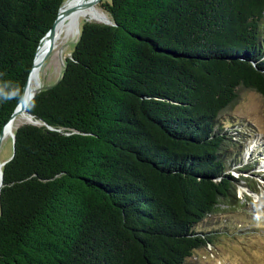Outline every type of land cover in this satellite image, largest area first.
Wrapping results in <instances>:
<instances>
[{
	"label": "trees",
	"instance_id": "trees-1",
	"mask_svg": "<svg viewBox=\"0 0 264 264\" xmlns=\"http://www.w3.org/2000/svg\"><path fill=\"white\" fill-rule=\"evenodd\" d=\"M64 2L0 0V131ZM103 9L111 23L79 25L61 76L29 100L37 123L13 130L0 264H185L214 243L201 223L240 184L256 193L220 117L240 87L264 97V0Z\"/></svg>",
	"mask_w": 264,
	"mask_h": 264
},
{
	"label": "rangeland",
	"instance_id": "rangeland-1",
	"mask_svg": "<svg viewBox=\"0 0 264 264\" xmlns=\"http://www.w3.org/2000/svg\"><path fill=\"white\" fill-rule=\"evenodd\" d=\"M107 1L97 2L103 9ZM85 21L91 20H81L80 27ZM79 33L68 42L57 67L50 64L43 68L40 89L52 85L61 76L65 58L70 56ZM220 121L232 137L242 138L238 150L240 161L247 162L246 168L250 171H234L233 174L247 177V183L256 193L240 184L238 202L233 206L222 204L214 216L201 223L203 229H218L214 243L196 249L185 264H264V97L253 89L240 87L237 100L222 113ZM25 123L29 121L16 127ZM233 129L240 134H235ZM12 148V138L8 135L0 144V162L10 158Z\"/></svg>",
	"mask_w": 264,
	"mask_h": 264
},
{
	"label": "bare ground",
	"instance_id": "bare-ground-1",
	"mask_svg": "<svg viewBox=\"0 0 264 264\" xmlns=\"http://www.w3.org/2000/svg\"><path fill=\"white\" fill-rule=\"evenodd\" d=\"M64 9H69L70 12L68 14L62 13L58 17L53 27L52 38L45 36L38 46L35 66L30 74L29 84L25 89L24 102L28 100L35 90L41 88L40 74L43 68L50 64L57 67L59 58L62 57L65 48L68 46V42L76 39L78 36L81 20L103 21L107 18L98 2H94V0H65L62 6V10ZM49 42H52V47L46 60L42 61ZM31 119L33 118L23 109L13 120L5 125L3 138L10 135L18 124L30 121Z\"/></svg>",
	"mask_w": 264,
	"mask_h": 264
},
{
	"label": "water",
	"instance_id": "water-1",
	"mask_svg": "<svg viewBox=\"0 0 264 264\" xmlns=\"http://www.w3.org/2000/svg\"><path fill=\"white\" fill-rule=\"evenodd\" d=\"M95 1L97 2L98 0H94V2H95ZM91 3H92V2H91ZM91 3H90V4H91ZM63 4H64V3H63ZM63 4H62V5L60 6V8H59V11H58L57 17L55 18V20H54V22H53V25H52V26L50 27V29L46 32V34L41 38V40H42L45 36H49V38H52L53 27H54V25H55V23H56L58 17H59L62 13H63V14H64V13H65V14H68V13L70 12L69 9H64V10H62V6H63ZM100 22H103V23H111V20L107 17L105 20L100 21ZM41 40L39 41V44H40ZM39 44H38V46H39ZM51 47H52V42H49L48 46L46 47V50H45L44 56H43V58H42V61H45V60H46V58H47V56H48V54H49V52H50ZM37 50H38V47H37ZM37 50H36V53H35V56H34V60H33L32 68H31V70H30V72H29V75H28V77H27V80H26V82H25V85H24V88H23V92H22V95H21V97H20V99H19V102L17 103L16 107L14 108L13 112L11 113V115H10L8 121L4 124L2 130L0 131V144H1V141H2V139H3V129H4L5 125H6L8 122H10L11 120H13V119H14V118H15V117H16V116H17V115H18L23 109L26 110V106H27L29 100H30V99H31V98H32V97H33L38 91L41 90L40 88L37 89V90H35V91L29 96L28 100L24 102V93H25V89L27 88V86H28V84H29L30 74H31V72H32V70H33V68H34V66H35V58H36V55H37ZM26 112H27V111H26ZM27 113L29 114L30 117L33 118V115H32V114H30L29 112H27ZM29 123H37V120H35V119L33 118V119H31V120L29 121ZM10 135H11V138H12V144H13L12 154H11V156H10V158H11L12 155H13V149H14V138H15V136H14V132H12ZM10 158H9V159H10ZM9 159H7V160H9ZM7 160H6V161H2V162H0V189H1L2 185H3V183H2V177H3V175H2V169H1V167L7 162Z\"/></svg>",
	"mask_w": 264,
	"mask_h": 264
}]
</instances>
